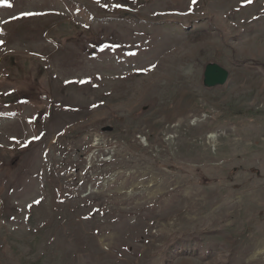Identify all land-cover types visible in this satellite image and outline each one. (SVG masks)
<instances>
[{
    "label": "rangeland",
    "instance_id": "1",
    "mask_svg": "<svg viewBox=\"0 0 264 264\" xmlns=\"http://www.w3.org/2000/svg\"><path fill=\"white\" fill-rule=\"evenodd\" d=\"M8 3L0 264H264V0Z\"/></svg>",
    "mask_w": 264,
    "mask_h": 264
},
{
    "label": "water",
    "instance_id": "2",
    "mask_svg": "<svg viewBox=\"0 0 264 264\" xmlns=\"http://www.w3.org/2000/svg\"><path fill=\"white\" fill-rule=\"evenodd\" d=\"M229 79V72L217 64L208 65L204 71V85L207 88L223 86ZM105 132L112 131V128H104Z\"/></svg>",
    "mask_w": 264,
    "mask_h": 264
},
{
    "label": "snow or ice",
    "instance_id": "3",
    "mask_svg": "<svg viewBox=\"0 0 264 264\" xmlns=\"http://www.w3.org/2000/svg\"><path fill=\"white\" fill-rule=\"evenodd\" d=\"M2 2L8 6V7H11V4L8 3V0H2ZM120 5H117V7H119ZM25 15H32V13H25Z\"/></svg>",
    "mask_w": 264,
    "mask_h": 264
}]
</instances>
